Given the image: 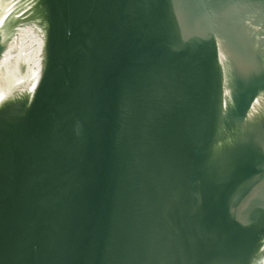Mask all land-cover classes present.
I'll use <instances>...</instances> for the list:
<instances>
[{
	"label": "water",
	"instance_id": "water-1",
	"mask_svg": "<svg viewBox=\"0 0 264 264\" xmlns=\"http://www.w3.org/2000/svg\"><path fill=\"white\" fill-rule=\"evenodd\" d=\"M0 264H264V0H0Z\"/></svg>",
	"mask_w": 264,
	"mask_h": 264
}]
</instances>
